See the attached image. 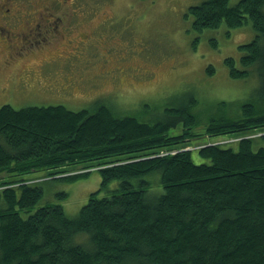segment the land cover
Segmentation results:
<instances>
[{
	"label": "trees",
	"instance_id": "16d2710c",
	"mask_svg": "<svg viewBox=\"0 0 264 264\" xmlns=\"http://www.w3.org/2000/svg\"><path fill=\"white\" fill-rule=\"evenodd\" d=\"M188 12L198 31L221 23L254 30L238 45L241 66L231 56L224 62L232 78L252 70L259 83L246 100L216 102L231 117L209 116L203 132L235 133L237 148L201 139L194 150L206 160L198 162L192 149L173 148L180 141L171 129L190 132L204 119L193 89L170 94L148 118L106 101L80 109L3 104L0 264H264V146L244 135L264 126V0H202ZM75 165L97 166L101 177L76 215L56 202L34 208L45 178L90 171Z\"/></svg>",
	"mask_w": 264,
	"mask_h": 264
},
{
	"label": "rangeland",
	"instance_id": "374dc122",
	"mask_svg": "<svg viewBox=\"0 0 264 264\" xmlns=\"http://www.w3.org/2000/svg\"><path fill=\"white\" fill-rule=\"evenodd\" d=\"M201 1L0 0L3 8L9 7L16 14L8 12L1 17L0 13V24L6 28H24V21H38L43 29L47 19L53 27H66L62 36L47 35V39L39 38L41 41L34 45L26 43L14 67L0 65V106L9 103L17 109L28 104L62 103L70 109H80L106 101L119 114L148 118L170 94L193 89L198 99L196 105L204 111L199 117L204 119L190 132L181 124L171 129L180 141L173 148L192 149L191 157L196 162L206 160L194 150L204 138L210 141L221 137L216 140L222 141L231 137L222 143L236 149L235 133L213 137L203 132L207 130L209 116L223 113L231 117L230 106H216L219 101L246 100L256 89L257 72L251 70L245 77L232 78L224 62L225 57L231 56L241 66L238 45L249 41L254 30L250 23L231 29L221 23L216 28L196 30L188 5ZM234 1L237 0H230ZM111 15L113 22H101ZM14 18L16 25L10 27L8 20ZM79 34L89 39L80 42ZM4 46V39L0 38V53ZM6 57L0 56L3 60ZM210 65L213 71L208 73ZM145 105L150 108H144ZM191 132L189 139L185 135ZM244 133L254 138L253 148L264 146V126ZM71 169L90 171L75 180L45 178L41 182L43 196L34 208L56 202L68 215H76L90 192L97 190L101 177L97 166L75 165ZM64 191L67 194L60 196Z\"/></svg>",
	"mask_w": 264,
	"mask_h": 264
},
{
	"label": "flooded vegetation",
	"instance_id": "af4514ba",
	"mask_svg": "<svg viewBox=\"0 0 264 264\" xmlns=\"http://www.w3.org/2000/svg\"><path fill=\"white\" fill-rule=\"evenodd\" d=\"M63 2H66L68 0H62ZM80 2V0H75ZM2 4H0V13H1V17H6L8 12H10V8L9 7H5L3 8V6H1ZM12 15L16 16V14L13 12L11 13ZM113 16H105V18H103L101 20V22L104 23H108L113 22ZM30 18V17H29ZM36 18V17H35ZM16 21L17 18H14L13 20H8V24L10 27H13L16 25ZM49 20L47 19V22L45 23L46 27H44L43 29H41L42 27L40 26V23L37 21L34 24H31L29 22H25L24 24H21L22 26H24V28L21 27H17L15 26L14 28H6V26H4L3 24H0V38L4 39V50L1 51L0 56H4L6 55L7 57L3 60L0 58V65H3V67L5 66L6 68L9 67H14L15 65H17L16 61V57L20 56L23 52V48L26 47V43L30 44H36L37 42H40L41 40H39V38L41 39H47V35H51L52 37H58V35L62 36V34L64 32H66V27L61 29L59 26V24L54 25V27L48 23ZM100 22V23H101ZM61 23H64V19L63 21H61ZM28 24V25H27ZM30 24V25H29ZM63 25H61L62 27ZM27 27V28H26ZM16 35V36H15ZM33 36L34 38H31L30 36ZM80 36L78 37L79 40H81L80 42H85L86 40L89 39L86 38V35L83 34H79ZM69 40H71L69 38ZM68 40V41H69ZM3 53V55H2ZM9 61H13L15 62L13 65L10 64Z\"/></svg>",
	"mask_w": 264,
	"mask_h": 264
},
{
	"label": "built area",
	"instance_id": "2783aa9c",
	"mask_svg": "<svg viewBox=\"0 0 264 264\" xmlns=\"http://www.w3.org/2000/svg\"><path fill=\"white\" fill-rule=\"evenodd\" d=\"M228 140H230V138H226V139H224L222 142H226V141H228Z\"/></svg>",
	"mask_w": 264,
	"mask_h": 264
},
{
	"label": "bare ground",
	"instance_id": "6f19581e",
	"mask_svg": "<svg viewBox=\"0 0 264 264\" xmlns=\"http://www.w3.org/2000/svg\"><path fill=\"white\" fill-rule=\"evenodd\" d=\"M224 135H225V134H224ZM167 149H168V148H167ZM167 149H166V150H167Z\"/></svg>",
	"mask_w": 264,
	"mask_h": 264
}]
</instances>
